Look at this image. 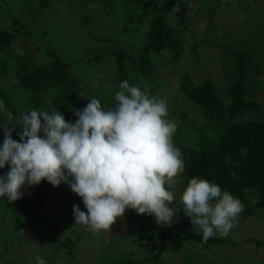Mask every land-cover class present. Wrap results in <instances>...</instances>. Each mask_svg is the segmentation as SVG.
<instances>
[{
	"label": "rangeland",
	"instance_id": "obj_1",
	"mask_svg": "<svg viewBox=\"0 0 264 264\" xmlns=\"http://www.w3.org/2000/svg\"><path fill=\"white\" fill-rule=\"evenodd\" d=\"M151 3H162L163 0H52L45 11L30 14L29 19L35 18L39 27L40 40H46L60 58L72 63V67L83 81V89L101 101L114 98L119 91L116 79L115 60L107 55L111 51V43H118L129 50L138 51L146 40V30L153 16ZM107 3V5H103ZM11 4V7L9 6ZM20 0H7L0 10V25L11 26L10 14L15 16ZM215 14L209 23L210 12ZM193 10L188 11L186 20L187 31L182 38V52L172 76L168 81L160 78L152 97L164 98L167 107L186 110L191 117V126L204 124L205 118L200 109L189 100L178 87L180 73L188 70L195 82L204 77H211L218 87V94L225 97L227 87L235 79V67L238 56L234 52H243L247 56L252 73H258L262 67L264 78V0H196ZM5 11V13H3ZM17 15H21L20 13ZM25 16V15H21ZM19 16V17H21ZM167 20L175 24L177 11L171 8L166 13ZM212 18V16H211ZM27 26L25 18H20ZM30 27V26H29ZM24 38V36L22 35ZM102 38L107 40L100 41ZM207 42L203 43L202 40ZM37 40H34V43ZM110 41V42H108ZM18 52L28 50L38 56L36 60L45 61L46 57L39 50H31L25 45H17ZM19 46V47H18ZM141 46V47H140ZM230 48V50L228 48ZM29 52V53H30ZM99 55L100 59H94ZM158 56L160 65L169 59L170 55ZM95 56V57H94ZM157 60V58H156ZM164 67V65H163ZM166 70L165 68L163 71ZM136 71H130L129 76L135 77ZM254 76V74H252ZM260 81L264 83V80ZM259 81V80H258ZM149 76L138 79L136 86L144 89L151 88ZM258 88V87H257ZM255 98V94H249ZM260 109L251 115L264 119V95H259ZM103 105V104H102ZM168 119L175 122L177 130L173 143L177 141L193 144L191 131L179 117H175L168 109ZM183 123V128L180 126ZM1 175V173H0ZM189 177L184 173L181 182L173 189L176 201L170 207H177L176 222L172 225H158L154 216L137 214L132 209H126L124 216L136 219L152 218V234L156 253L163 264H246L248 261L264 256V250L258 251L252 237H264V214L250 216L241 220L231 229L227 236V244H214L210 247L191 241L181 234L175 226L181 224L187 230L200 232L193 227L190 218L180 206V197L187 186ZM35 186H33L34 188ZM23 193V190L21 191ZM47 210L39 223L32 228L20 229L4 233L0 237V264H36V256L42 259L51 256L54 245L66 237L78 236L79 243L74 250L71 260L61 264H105L109 258L106 255L118 256L130 249L143 253V249L132 242L130 235L121 237L119 234L125 227V218L118 217L109 232L93 233L86 226L71 221L73 205L87 211L82 199L72 192L67 183L62 182L50 190ZM2 204L0 202V211ZM11 220H18L20 215L16 204L9 208ZM2 227H6L4 223ZM0 225V226H1ZM11 235V236H10ZM219 235V234H217ZM232 243H236L235 245ZM152 247V248H153ZM263 249V248H262ZM106 252L100 256L101 251ZM99 252V253H96ZM106 254V255H105ZM254 257V258H253ZM99 258V260H97Z\"/></svg>",
	"mask_w": 264,
	"mask_h": 264
},
{
	"label": "trees",
	"instance_id": "obj_2",
	"mask_svg": "<svg viewBox=\"0 0 264 264\" xmlns=\"http://www.w3.org/2000/svg\"><path fill=\"white\" fill-rule=\"evenodd\" d=\"M96 1L101 3L102 0ZM6 2L7 0H0V10ZM50 3L52 0H20V4H15L19 5L16 15L10 14L11 26L0 25V101H3L7 111L12 112L15 118H19L21 112L27 113L33 109L47 111L49 114L57 110L63 114L65 120L74 123L77 119L74 112L82 110L93 95L83 89V81L72 67V63L60 58L48 41L40 40L35 18L29 19L32 12L35 17L38 11L40 13L45 11ZM148 3L151 4L153 16L146 30L144 45L135 52L114 42L110 44L112 49L107 56L115 60L118 81L127 80L130 85L136 86L141 75L143 78L149 76L151 88H148V91L152 94L160 78L168 81L174 76L177 58L182 52V38L188 27L186 14L193 10L196 0H163L159 4ZM105 4L107 5V3L103 5ZM9 6L11 7V4ZM176 6L179 7L178 18L176 23L172 24L167 20L166 13ZM215 9L214 7L210 12L212 18L209 17V23L212 22ZM19 13L25 16L17 15ZM20 18L26 19L27 26ZM34 40L38 43H34ZM99 40L107 41L102 38ZM202 42L207 41L203 39ZM18 43L30 47L31 50L42 51L46 60H36L38 56L36 54L33 56L28 50L16 51ZM154 53L171 55L160 65L159 57L152 56ZM234 53L238 56L235 79L227 87L225 97L218 94V87L211 77H204L201 81L195 82L188 70L180 73L179 90L200 109L205 118L204 124L191 126V117L186 110H177L171 106L167 108L187 125L194 140L193 144L177 141L184 161V173L189 179L197 177L214 182L222 191H228L237 197L244 205V211L235 224L237 226L247 217L254 215L259 217L264 214V119L251 115L254 111L256 115V111L260 109L259 95H264V83L260 81V77L261 80L264 78L262 73L260 74L263 71L262 67L258 68V73H252L253 69L247 66L249 62L247 56L240 51ZM100 57L96 55L94 59ZM164 68L166 70L163 71ZM130 71H136L135 77L129 76ZM251 93L255 94V98L249 96ZM102 104L107 110L115 107L116 101L111 98L102 101ZM6 122L8 121L5 113L0 111V124ZM182 122L180 121V126L183 128ZM11 123H15V120ZM8 127L11 128L12 125L9 124ZM19 130V126L13 128L14 140L19 141L17 135ZM3 138L4 128L0 126V146ZM243 149H247L246 154H242ZM8 171L7 164L0 169L1 175H6ZM52 187L48 181L42 180L37 185L25 184L21 188L23 195L16 201L10 202L7 198H0L2 204L0 225L4 223L6 226L4 228L0 226V237H3L5 232L14 234L20 229L35 227L46 213ZM14 204L18 207L20 215L18 220H11L9 216V208ZM120 218L126 220L123 231L111 235L118 237L130 235L132 242L138 246V250L141 247L143 253L130 249L118 256L105 254L111 257L105 264H163L151 246L154 238L152 218L136 219L129 216ZM71 221L75 223L73 213ZM175 227L181 234L205 248L214 244H227V237L216 235L204 243L201 232L187 230L179 223ZM248 241L254 242L258 251L264 250V237H252ZM78 243V236L57 241L51 256L45 258L46 264L65 262L61 259L71 260ZM101 252L96 257L102 256L106 251ZM258 256L246 264H264V256Z\"/></svg>",
	"mask_w": 264,
	"mask_h": 264
},
{
	"label": "clouds",
	"instance_id": "obj_3",
	"mask_svg": "<svg viewBox=\"0 0 264 264\" xmlns=\"http://www.w3.org/2000/svg\"><path fill=\"white\" fill-rule=\"evenodd\" d=\"M118 87L115 107L105 110L93 97L74 112V123L57 110L49 114L33 109L15 118L0 101L8 121L0 124L4 128L0 169L9 166L6 175H0V198L18 200L25 184L46 180L58 187L64 182L87 210L73 205L75 224L93 233L109 231L126 209L154 216L158 225L176 222L178 209L170 205L176 201L173 189L185 167L173 143L177 125L168 119L167 101L127 80ZM17 126L19 141L12 138ZM179 205L204 243L217 234L227 237L244 211L237 197L197 177L188 179ZM35 259L36 264H46L40 256Z\"/></svg>",
	"mask_w": 264,
	"mask_h": 264
}]
</instances>
